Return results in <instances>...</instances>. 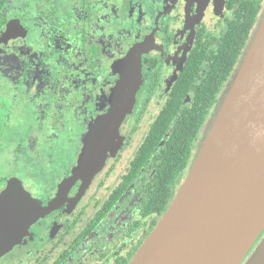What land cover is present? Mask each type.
Returning <instances> with one entry per match:
<instances>
[{"label":"flooded vegetation","instance_id":"1","mask_svg":"<svg viewBox=\"0 0 264 264\" xmlns=\"http://www.w3.org/2000/svg\"><path fill=\"white\" fill-rule=\"evenodd\" d=\"M263 7L0 0V158L39 180L0 174V196L18 185L35 214L0 264H128L186 179Z\"/></svg>","mask_w":264,"mask_h":264},{"label":"water","instance_id":"2","mask_svg":"<svg viewBox=\"0 0 264 264\" xmlns=\"http://www.w3.org/2000/svg\"><path fill=\"white\" fill-rule=\"evenodd\" d=\"M29 207L14 183L1 194L0 258ZM263 234L264 9L186 179L128 264H264Z\"/></svg>","mask_w":264,"mask_h":264},{"label":"rangeland","instance_id":"3","mask_svg":"<svg viewBox=\"0 0 264 264\" xmlns=\"http://www.w3.org/2000/svg\"><path fill=\"white\" fill-rule=\"evenodd\" d=\"M239 63H240V61H238V64L236 65V68L234 69V71H233V73H232V75H231V77H230V79L228 80V82H227V84L225 85V87L223 88V90H222V93H221V95H220V97H219V99H218V102H217V104H216V106H215V108H214V111H213V113H212V115H211V117L205 122V124H204V126H203V128H202V130H201V132H200V139H199V141H198V143H197V147H196V153H195V155H194V159H195V157H196V155H197V153H198V151H199V149H200V146H201V144L203 143V140H204V138H205V136H206V133H207V131H208V129H209V127H210V125H211V120H212V118L214 117V115H215V113H216V111H217V108H218V105H219V103L221 102V100H222V98H223V96H224V94H225V92H226V90H227V87H228V85L230 84V81H231V79H232V77H233V75H234V73H235V71H236V69H237V67L239 66ZM25 115L27 114L26 113V111H25V109H23V110H21ZM26 122H27V120L25 119V118H22V119H20L19 121H17L16 122V126H17V133H21V131H22V129L24 128V126H25V124H26ZM13 134V131L12 132H10V135H12ZM13 139V137H11V139H10V143H13V141H11ZM8 142V143H9ZM5 157H7V155H6V153L4 152V153H2V156H1V158H0V174L2 173V174H9V173H11V172H13V169L14 170H16L17 172V177H19L20 179H21V181L23 182V184H26L30 189H34L35 190V188H36V186L38 185V183H39V180H37V178L35 177V176H33V174H31L30 173V171H29V174H31L32 175V177H26L25 176V174H24V172L26 171V170H24L23 168V166H20V165H12V167H13V169L9 166V165H4V161H5ZM194 159H193V161H194ZM193 161H192V163H193ZM192 165V164H191ZM191 167V166H190ZM263 239H264V235H263V237H262ZM261 238V239H262ZM259 242H261V240L259 241ZM259 242H258V244H259ZM257 244V245H258ZM256 245V246H257ZM254 250V249H253ZM253 252V251H252ZM251 252V253H252ZM250 253V254H251Z\"/></svg>","mask_w":264,"mask_h":264},{"label":"trees","instance_id":"4","mask_svg":"<svg viewBox=\"0 0 264 264\" xmlns=\"http://www.w3.org/2000/svg\"><path fill=\"white\" fill-rule=\"evenodd\" d=\"M263 9H264V7H263ZM263 9H262V11H263ZM262 11H261V14H262ZM261 14H260V16H261ZM260 16H259V18H260ZM259 18H258L257 22L255 23V25H254V24L252 25V31H251L250 37H249V39H248V42H247V44H246V46H245V48H244V50H243V52H242V55L244 54L245 49H246V47L248 46V43H249V41H250V39H251V36H252V34H253V32H254L256 26H257V23H258V21H259ZM242 55L240 56L239 61H240Z\"/></svg>","mask_w":264,"mask_h":264}]
</instances>
